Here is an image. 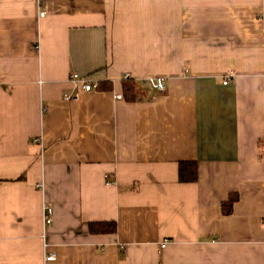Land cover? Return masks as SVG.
<instances>
[{
  "label": "crops",
  "instance_id": "0c3cea01",
  "mask_svg": "<svg viewBox=\"0 0 264 264\" xmlns=\"http://www.w3.org/2000/svg\"><path fill=\"white\" fill-rule=\"evenodd\" d=\"M0 264H264V0H0Z\"/></svg>",
  "mask_w": 264,
  "mask_h": 264
},
{
  "label": "trees",
  "instance_id": "16d2710c",
  "mask_svg": "<svg viewBox=\"0 0 264 264\" xmlns=\"http://www.w3.org/2000/svg\"><path fill=\"white\" fill-rule=\"evenodd\" d=\"M102 86L107 85L110 88V82L103 81L99 83L98 89ZM122 98L126 101H137L139 98L143 97L144 92H142L141 86L137 81L128 77H122ZM177 178L179 182H192L197 178V163L194 160H180L177 167ZM236 196H229L225 201L221 202V212L228 214L232 210V204ZM88 229L92 233L97 232H115L116 225L114 222H90Z\"/></svg>",
  "mask_w": 264,
  "mask_h": 264
},
{
  "label": "built area",
  "instance_id": "2783aa9c",
  "mask_svg": "<svg viewBox=\"0 0 264 264\" xmlns=\"http://www.w3.org/2000/svg\"><path fill=\"white\" fill-rule=\"evenodd\" d=\"M43 14L44 12H40V16H42ZM124 77H128V76L125 74ZM69 79L75 86H79L82 90L89 91V90L97 89L96 84L90 82V80L86 75H79L76 72H73L69 75ZM225 82L226 81H224V83ZM151 85L154 90L162 92L164 90V79L162 77H158L155 80H151ZM115 97L117 99H120L122 96L120 94H117ZM77 98H78L77 92H75L71 96L69 95L65 96V99H69V100H76ZM42 210H43L42 215H43L44 224H49L51 222L52 207L48 204H43ZM166 242L167 240L163 239L160 242V247H164ZM53 258H54V254L49 253L46 255L45 260H52Z\"/></svg>",
  "mask_w": 264,
  "mask_h": 264
},
{
  "label": "bare ground",
  "instance_id": "6f19581e",
  "mask_svg": "<svg viewBox=\"0 0 264 264\" xmlns=\"http://www.w3.org/2000/svg\"><path fill=\"white\" fill-rule=\"evenodd\" d=\"M66 100H69V99H66Z\"/></svg>",
  "mask_w": 264,
  "mask_h": 264
}]
</instances>
